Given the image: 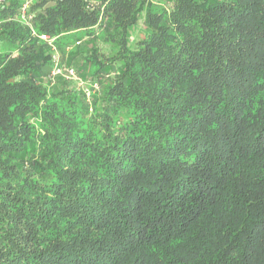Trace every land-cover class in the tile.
<instances>
[{
    "label": "trees",
    "instance_id": "1",
    "mask_svg": "<svg viewBox=\"0 0 264 264\" xmlns=\"http://www.w3.org/2000/svg\"><path fill=\"white\" fill-rule=\"evenodd\" d=\"M20 5L0 8V264H264V0H34L85 89Z\"/></svg>",
    "mask_w": 264,
    "mask_h": 264
},
{
    "label": "built area",
    "instance_id": "2",
    "mask_svg": "<svg viewBox=\"0 0 264 264\" xmlns=\"http://www.w3.org/2000/svg\"><path fill=\"white\" fill-rule=\"evenodd\" d=\"M20 2H21V5L19 7V11H18L16 18H19V20H21L23 23H25L29 27L31 34L34 37H39L42 41L46 42L48 45H50L54 49L56 47V40L58 37L50 35L48 33H40L38 32L36 28L35 19L37 18V11L33 10L34 0H20ZM5 3H6V0H0V8H2L5 5ZM0 24H1V21H0ZM77 44H80V42H77ZM54 56H55V61H56L57 55H54ZM57 74L65 75L67 78L76 79L80 85H83L85 83L78 76L77 71L74 67H70L67 65L61 66L58 62H56V64L54 65V70H53V75L55 76ZM93 87L95 90H98L100 88V85L98 82H93ZM87 90H88L87 93L90 97L92 91L90 89H87Z\"/></svg>",
    "mask_w": 264,
    "mask_h": 264
},
{
    "label": "rangeland",
    "instance_id": "3",
    "mask_svg": "<svg viewBox=\"0 0 264 264\" xmlns=\"http://www.w3.org/2000/svg\"><path fill=\"white\" fill-rule=\"evenodd\" d=\"M15 19H17L18 21H19V18H15ZM21 21V20H20ZM22 22V21H21ZM139 26L141 27V28H143L144 27V19H143V17H142V19L140 20V22H139ZM99 30V29H98ZM139 34V33H138ZM77 35L79 36V35H84V38L83 39H85V38H87L85 35H86V33L85 32H83V31H81L80 33L78 32L77 33ZM58 37V36H57ZM83 37V36H82ZM135 37V36H134ZM133 37V38H134ZM58 39V38H57ZM82 40V39H81ZM0 43H1V45H2V48H4V43H3V41H0ZM44 43H46V42H44ZM47 44V43H46ZM104 46H105V44L104 43H102V45H101V47L102 48H104ZM51 47V46H50ZM52 48V47H51ZM56 48V49H55ZM54 49L52 48V60H53V62L55 61V56L54 55H57V59H56V61H55V63H54V65L56 64V62H58L61 66H65L66 64H65V62L63 61V53H62V51L60 50V48H59V45L56 43V47H55ZM104 56V55H103ZM71 80H74L77 84H78V86L79 87H81V88H83V89H85V88H87V87H90V85H91V81L90 82H87V83H84L83 85H80L79 83H78V81L76 80V79H73V78H70ZM88 85V86H87Z\"/></svg>",
    "mask_w": 264,
    "mask_h": 264
},
{
    "label": "water",
    "instance_id": "4",
    "mask_svg": "<svg viewBox=\"0 0 264 264\" xmlns=\"http://www.w3.org/2000/svg\"><path fill=\"white\" fill-rule=\"evenodd\" d=\"M54 5H55V1H50V2L47 4L46 8H49V7L54 6Z\"/></svg>",
    "mask_w": 264,
    "mask_h": 264
}]
</instances>
